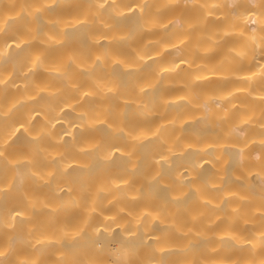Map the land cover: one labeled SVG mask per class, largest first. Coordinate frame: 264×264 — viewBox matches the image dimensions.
Masks as SVG:
<instances>
[{"label":"bare ground","instance_id":"1","mask_svg":"<svg viewBox=\"0 0 264 264\" xmlns=\"http://www.w3.org/2000/svg\"><path fill=\"white\" fill-rule=\"evenodd\" d=\"M0 86V264H264V0H0Z\"/></svg>","mask_w":264,"mask_h":264},{"label":"rangeland","instance_id":"2","mask_svg":"<svg viewBox=\"0 0 264 264\" xmlns=\"http://www.w3.org/2000/svg\"><path fill=\"white\" fill-rule=\"evenodd\" d=\"M4 85H6V82L4 83ZM5 88H2L1 87L0 90H2V91L8 90L11 93L12 89L10 90L9 88H7V89H5ZM15 89L16 88H14L13 92H15V94H17L16 91H15ZM2 91H0V93ZM8 91H6V92H8ZM6 92H3V93H6ZM7 96H9V95H7ZM44 182L45 181H43V185H44ZM39 183L41 184L42 182L41 181L40 182H37V184H39ZM153 186H156V185H153ZM147 191L148 192H152V194H156L157 193L159 195H162L161 193H163L164 190L162 188L151 187V188H148ZM162 197H163V195H162ZM163 202H166V199L163 198L159 202V204L160 203H163ZM188 203H189V199L188 198H184L182 200V203L181 204L183 205L184 210H186L188 208ZM189 239H190V233H189L188 227H186V222H185L184 223V231H183V235H182V242H183L184 245H186V248L184 249V252L182 253V255H181L180 258H178V257H172L173 260L171 261L170 264L176 263L179 259L182 261V264H186L187 263L188 253H189V246H190ZM102 241L107 245V250H108L109 253H111L113 251V254L118 255L120 253V251H124L123 246H125V245L123 243H126V242H124V239H123V236H122L121 233L114 232L113 235H108V236L103 237L102 238ZM145 263H147V264H157L156 262L152 261L150 258H147L145 260Z\"/></svg>","mask_w":264,"mask_h":264}]
</instances>
